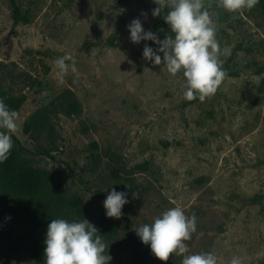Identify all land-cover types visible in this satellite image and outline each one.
<instances>
[{
	"label": "rangeland",
	"instance_id": "obj_1",
	"mask_svg": "<svg viewBox=\"0 0 264 264\" xmlns=\"http://www.w3.org/2000/svg\"><path fill=\"white\" fill-rule=\"evenodd\" d=\"M157 6L0 0V88L21 98L12 135L28 150V163L50 176L33 198L0 188V264H45L29 252L28 206L47 209L50 222L86 218L109 245L108 264H181L176 254L156 258L133 227L173 207L196 216L186 241L191 253L212 252L218 264L233 256L264 264V16L256 6L229 12L205 0L216 39L231 55L221 57L227 76L216 93L189 101L183 73L174 76L143 57L146 44L154 51L159 45L130 40L128 25L137 18L160 40L171 34L164 13L152 15ZM65 54L77 71L61 84L53 61ZM65 89L80 112L50 116L54 142L48 155L38 153L22 125ZM113 188L129 201L119 219L107 217L103 206ZM75 198L79 212L68 205Z\"/></svg>",
	"mask_w": 264,
	"mask_h": 264
},
{
	"label": "clouds",
	"instance_id": "obj_2",
	"mask_svg": "<svg viewBox=\"0 0 264 264\" xmlns=\"http://www.w3.org/2000/svg\"><path fill=\"white\" fill-rule=\"evenodd\" d=\"M258 2L217 0V7L238 12L250 10ZM154 3L158 6L152 10V15L156 17L164 13L163 18L171 34L160 40L152 31H145L137 18L128 25L130 40L134 43L152 40L158 44L156 51L146 44L143 57L155 65L164 63L167 71L174 76L183 73V97L191 101L198 94L199 100L204 101L216 93L226 78L227 72L223 69L224 60L221 57L230 56L231 49L220 47L216 39L218 28L205 6V0H154ZM142 15L146 17L147 14ZM157 52L163 53V59ZM53 63L61 74V84L64 74L69 70L73 73L77 71L71 54L58 57ZM16 118L17 112L0 98V129L7 130L0 131V163L8 159L13 147L11 134L17 129ZM126 195V192H118L114 188L108 193L103 201L107 217L119 219L122 216V207L129 202ZM132 195L138 198V192ZM133 227L141 241L150 245L152 254L161 261H168L171 255L176 254L183 257L181 264H218L212 252H190L186 241H190L196 232V216L186 215L181 207L167 209L154 217L151 223ZM98 233V229L86 218L79 222L52 219L47 226L44 241L45 264H108L112 259L106 252L109 245ZM229 264H242L241 258L233 256Z\"/></svg>",
	"mask_w": 264,
	"mask_h": 264
},
{
	"label": "trees",
	"instance_id": "obj_3",
	"mask_svg": "<svg viewBox=\"0 0 264 264\" xmlns=\"http://www.w3.org/2000/svg\"><path fill=\"white\" fill-rule=\"evenodd\" d=\"M264 16V0H259L255 5ZM0 98L12 110H17L21 98L11 96L0 88ZM80 105L73 94L68 90H62L50 102V104L41 110L32 113L22 125V132L34 140V146L38 153L48 155L53 145L54 123L49 119L55 114H62L66 117L78 115ZM13 147L8 159L0 163V188L10 196L18 198H33L40 192L46 190L50 176L47 171L42 168L31 166L25 158L28 151L22 147L17 139L11 134ZM77 198L68 202L76 212H79ZM30 233L29 235V252L37 261L41 262L45 259L44 241L46 240L47 226L50 223L49 218L52 214L41 206H28L27 208Z\"/></svg>",
	"mask_w": 264,
	"mask_h": 264
}]
</instances>
